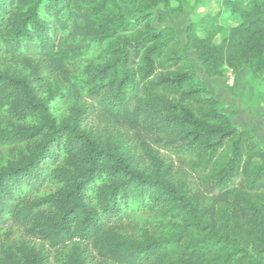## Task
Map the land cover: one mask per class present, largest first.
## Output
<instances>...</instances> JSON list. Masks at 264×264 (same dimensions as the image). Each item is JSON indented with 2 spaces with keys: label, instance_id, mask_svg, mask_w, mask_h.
<instances>
[{
  "label": "trees",
  "instance_id": "obj_1",
  "mask_svg": "<svg viewBox=\"0 0 264 264\" xmlns=\"http://www.w3.org/2000/svg\"><path fill=\"white\" fill-rule=\"evenodd\" d=\"M176 1L0 0V264H264V144L184 52L264 81V3L184 44L149 22Z\"/></svg>",
  "mask_w": 264,
  "mask_h": 264
},
{
  "label": "rangeland",
  "instance_id": "obj_2",
  "mask_svg": "<svg viewBox=\"0 0 264 264\" xmlns=\"http://www.w3.org/2000/svg\"><path fill=\"white\" fill-rule=\"evenodd\" d=\"M168 1L173 8L179 6L176 0ZM234 1H240L245 8L250 9L254 6L255 2L264 3V0H184L178 10L170 12L165 10L164 3L160 2L155 9L151 10L152 17L149 19V22L159 30L167 28L166 30L176 31L180 38L183 39L184 44L186 28L192 24L193 26L195 25L200 35H211L215 43H217L227 37L233 27L242 23L241 15L231 10ZM228 2L232 3L229 4ZM122 6L127 16L131 19L139 16V13L132 12V7L129 3H123ZM184 49V52L194 61L198 69V77L200 79L204 78L203 67L196 52ZM221 86L223 88L221 91L226 90L228 94L227 98L223 99L230 116L236 119V123L249 124L251 122L254 126V135L264 144V81L255 79L248 68L236 80L230 74L229 82ZM45 95L47 96V91ZM235 97L237 99H234ZM230 101L235 103V108L228 109ZM52 104L56 113L64 112L69 106V103L60 101H53ZM251 116L257 117V123L256 121L255 123L251 121ZM86 124L105 137L110 136L122 142L127 151H134V142L129 139V135L124 128L101 120L97 116H89L88 123ZM159 154L161 157L169 160V157L164 153ZM6 232H8V229H0L1 241L5 240ZM11 234L13 239L22 236L18 230L12 231ZM36 242L39 243L38 241Z\"/></svg>",
  "mask_w": 264,
  "mask_h": 264
},
{
  "label": "crops",
  "instance_id": "obj_3",
  "mask_svg": "<svg viewBox=\"0 0 264 264\" xmlns=\"http://www.w3.org/2000/svg\"><path fill=\"white\" fill-rule=\"evenodd\" d=\"M200 35V34H199ZM200 36H203V35H200ZM182 41H183V39H181ZM184 43V42H183ZM249 67L248 66H245L237 75L236 74H234L233 73V71L230 69V68H228L227 66H224L223 67V70H224V72L226 73V76H225V78H223V77H209V76H207L206 75V73H205V70L203 69V75H204V78H202L201 80H203V81H205L206 83H207V86H208V88L212 91V92H214V94L216 95V97L218 98V100L221 102V110L223 111V112H225V113H227L229 116H230V114H229V112H228V110L226 109V105H225V102H224V99L223 98H227V91L226 90H224L223 92L221 91V89H223L222 88V86L221 85H223L224 83H226V82H229V75L230 74H232L233 75V79H237V78H239L240 77V74H242V72L244 71V70H246V69H248ZM250 70V69H249ZM250 72H251V70H250ZM197 75H198V69H197ZM252 75V74H251ZM199 78V77H198ZM200 79V78H199ZM256 79V78H255ZM223 83V84H222ZM222 92V93H221ZM222 97V98H221ZM229 97V96H228ZM234 99H237L236 97L234 98ZM234 102H232V101H230V104H229V107H228V109L229 108H235V106H234ZM233 111V110H232ZM234 113V112H233ZM231 117V116H230ZM232 118V117H231ZM255 118H256V120H255ZM259 119V118H258ZM232 120H233V122L237 125V126H246V127H249V128H251L252 129V131H253V129H254V126H253V124L250 122L249 124H242V123H239V122H235V118H232ZM251 121H253V123H255V121H256V123H257V117H252L251 116ZM255 133H256V131H255Z\"/></svg>",
  "mask_w": 264,
  "mask_h": 264
}]
</instances>
